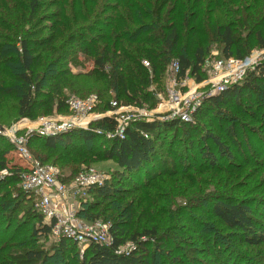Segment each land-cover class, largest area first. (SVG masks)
Instances as JSON below:
<instances>
[{"label": "trees", "instance_id": "1", "mask_svg": "<svg viewBox=\"0 0 264 264\" xmlns=\"http://www.w3.org/2000/svg\"><path fill=\"white\" fill-rule=\"evenodd\" d=\"M212 44L223 58L264 49V0H0V125L36 120L37 112L67 114L65 89L80 98L96 95L99 113L110 110L113 100L155 109L170 64H179L178 77L201 82ZM79 58L92 67L73 73L68 65ZM206 119L220 127L233 151L200 124ZM260 123L264 62L206 97L189 121H134L123 138L108 139L116 121L104 116L90 129L34 134L27 147L36 144V159L66 166L71 178L93 163L114 164L103 185L87 190L80 201L86 208L78 213L85 222H109L112 242L87 245L75 264H264V193L243 194L264 192V185L225 179L207 191L214 185L210 179L199 185L186 174L197 164L193 155L173 150L175 144L195 149L207 163L201 171L220 170L218 159L239 169L234 157L262 166ZM27 167L0 134V264H58L77 251V243L59 239L56 257L33 245L35 237L49 235L50 226L33 197L15 186ZM238 189L240 196L231 194ZM177 196L186 198L184 205L174 204ZM128 241L130 248L120 251ZM250 247L255 255L245 254Z\"/></svg>", "mask_w": 264, "mask_h": 264}, {"label": "built area", "instance_id": "2", "mask_svg": "<svg viewBox=\"0 0 264 264\" xmlns=\"http://www.w3.org/2000/svg\"><path fill=\"white\" fill-rule=\"evenodd\" d=\"M264 49H254L243 57L216 59L211 66V77L191 85L189 76L178 77L179 64L173 61L166 78L164 94H158L159 102L155 109L119 105L111 101L112 108L104 113L94 109L100 103L96 95L80 98L75 95L66 98L67 114L42 117L36 120L21 118L10 127L0 131L8 138L12 146L30 163V167L20 172L22 191L36 199V210L43 216L44 223L50 226L49 235L55 239L67 238L78 246L91 243L110 245L112 237L110 223L102 219L85 222L76 211V205L70 202L71 195L85 200L87 190L92 186H101L109 179V171L95 170L91 167L82 168L74 177L71 186L60 179L61 169L53 164H43L33 160L27 147L30 136H53L72 129H90V123L104 116L116 121V128L106 134V138H123L124 132L134 121H153L179 118L190 120L195 105L192 100L199 94L203 100L219 93L228 86L241 81L246 73L263 63ZM206 59L204 65H207ZM149 68V63L143 61ZM203 65V66H204ZM210 86L205 92L197 93V89ZM200 87V88H199ZM197 93V94H196ZM99 133V131H96ZM70 190H73L71 194ZM122 251V250H120Z\"/></svg>", "mask_w": 264, "mask_h": 264}, {"label": "rangeland", "instance_id": "3", "mask_svg": "<svg viewBox=\"0 0 264 264\" xmlns=\"http://www.w3.org/2000/svg\"><path fill=\"white\" fill-rule=\"evenodd\" d=\"M45 10V9H43ZM254 50V49H253ZM221 56V53H220V47L217 45V44H212L211 46V50L209 52V54L207 55L206 59H208V64L207 65H204L203 68H202V71L203 73L206 75L204 79H209L211 77V64L216 60V59H220V58H223V57H220ZM82 59L79 58L75 61H71V63H69L68 67L70 68L71 72L73 73H78V72H86L88 71L91 67H92V63L89 61V62H84L82 63L81 61ZM263 62H264V59H263ZM167 78V76H165ZM190 80L192 81L191 82V85H197L198 82L195 81L194 78L192 77H189ZM200 88V87H199ZM211 87L210 86H205L203 88H200L199 90L197 89V93H201V92H205L207 90H209ZM163 89L165 91L166 89V79H163ZM196 93V94H197ZM64 94H65V97H68V96H71V95H75V93L71 92L69 89H65L64 90ZM160 94H164L163 93H160ZM200 96V94H199ZM196 97L194 98V100H192L193 102V105H195V109H197L200 104H202V101L203 99L201 97ZM52 115H55V114H51V115H48V116H43L40 112H37V115H36V119H39V118H42V117H49V116H52ZM244 119H246L244 117ZM16 121H18L17 119H12L10 120L9 123H4V127L6 126L7 128L10 127V125H12L13 123H15ZM185 121V120H183ZM189 121V120H187ZM200 124H204L205 126V129L209 128L212 133H214L215 135H220V138L225 141V143H228L226 140H225V136L224 134L222 133L220 127L214 125L213 123H211L209 120H205V121H202L200 122ZM259 124V123H258ZM260 126H262V128L264 127L263 123H260ZM228 148L233 151V149L231 148L230 144L228 143ZM211 150H213L214 152H216V149H214L213 147H210ZM163 151H164V154L166 155L165 153V150H166V145L164 147H162ZM177 149L178 151H185V153L187 154H192L195 161H197L195 167L187 170L186 174H188L189 176L195 178V179H192L193 183H196V184H199V185H202V182L203 181H208V179H210V181L212 182V186H208L207 187V191L210 190V189H216L217 186L215 185H218L219 181L221 182H224L223 180H235L236 183H243V182H246V184H249V185H253V184H256L258 181L260 183V185H264V160L262 159V166H258V165H242L240 164L241 161L238 159V157H234L233 160H231V162H233V164L235 166H240V168L238 169H235L232 168L229 169L227 166H224V164L226 165L227 164V161H224V160H219L218 159V165L220 167V170H217V171H208L206 169H203L204 171H201L200 169L201 168H205L207 166V163L206 161H203L201 159H199V156H198V153L196 152L195 149H186V148H183L181 146H179V144H175L174 147H173V150ZM29 152L31 154V157L33 160H38L34 157V152L35 151H38L40 150V148L36 145V144H33V145H30L29 147ZM217 154V152H216ZM57 156V154H55ZM55 158V156L50 159V160H46L47 162H53V159ZM13 159L10 158V162H12ZM39 161V160H38ZM40 162V161H39ZM190 162L192 163L193 160H190ZM59 167V165H56ZM200 166V167H199ZM91 168L95 169V170H105V171H108V170H111L113 169L114 167V164L111 163V161H102V162H97V163H93V165L90 166ZM61 169V176H60V179L64 182L67 183V185H69V187L71 186V183H72V180H73V177H67L68 176V168L65 166L63 168H60ZM0 178H3L5 175H2L0 174ZM180 177V175H179ZM71 178V179H70ZM65 179V180H64ZM249 182V183H248ZM205 185V184H204ZM203 185V186H204ZM13 185L9 184L8 185V189H10ZM16 188H18V190H22L19 183H17L16 185ZM206 188V187H205ZM205 188L202 189V192L205 191ZM245 188V187H244ZM242 189H238V191H232L231 194L235 195V196H240V192H241ZM247 189H245L244 191H246ZM262 191V190H261ZM260 190H257V191H249V193H246V192H243V194L245 193V195L249 194L251 195L252 198H254L255 196H258L260 192L261 194L264 193V192H261ZM71 194L73 193V190H70ZM88 196V194H86V197ZM85 197V198H86ZM197 197V196H196ZM185 197H180V196H177L175 198V201H174V204L178 205V206H181V205H184L185 204V200L186 198L184 199ZM34 199V202H36V199L33 197ZM82 200V198H76L75 195H71L70 197V202L72 204H75L76 205V211H77V214L79 213L80 215L83 214V211L86 207L85 206H82V202H80ZM195 201V199L192 201V203ZM106 204V203H105ZM175 207V206H174ZM196 216H201V217H204L203 214H200V213H196L195 214ZM182 218V217H181ZM33 241V245L36 246V247H40V248H43L46 252H48V254H56L55 257L58 255V248H57V243L59 242V239H55L53 238L52 236L50 235H47L45 237H42V236H38V237H35L34 239H32ZM130 241L126 242L124 245H122L120 247V250L122 251H127L129 248H130ZM87 245H82V246H78L77 245V251L75 250L74 252H72V254H70L68 257H65V258H61V259H57V263L58 264H75L78 259L80 258V254L83 253V251L86 249ZM243 248H246V247H243ZM253 249L250 247L248 248V250L245 251V254L246 255H255L256 254V250L252 251ZM258 257H261V255H256ZM200 258H205L204 256H200ZM262 258V257H261ZM53 259V258H52ZM50 259V260H52ZM49 260V261H50ZM52 264L53 261H52Z\"/></svg>", "mask_w": 264, "mask_h": 264}, {"label": "water", "instance_id": "4", "mask_svg": "<svg viewBox=\"0 0 264 264\" xmlns=\"http://www.w3.org/2000/svg\"><path fill=\"white\" fill-rule=\"evenodd\" d=\"M4 130V127L0 125V131H3Z\"/></svg>", "mask_w": 264, "mask_h": 264}]
</instances>
